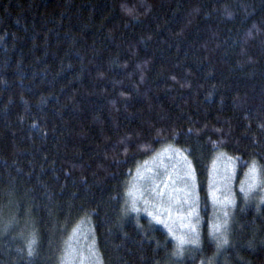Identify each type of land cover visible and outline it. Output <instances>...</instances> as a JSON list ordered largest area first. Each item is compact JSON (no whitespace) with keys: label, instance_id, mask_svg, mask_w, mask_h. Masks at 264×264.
I'll return each instance as SVG.
<instances>
[{"label":"trees","instance_id":"obj_1","mask_svg":"<svg viewBox=\"0 0 264 264\" xmlns=\"http://www.w3.org/2000/svg\"><path fill=\"white\" fill-rule=\"evenodd\" d=\"M167 148L198 195L184 246L128 202ZM86 244L98 264H264V0H0V264H93Z\"/></svg>","mask_w":264,"mask_h":264},{"label":"rangeland","instance_id":"obj_2","mask_svg":"<svg viewBox=\"0 0 264 264\" xmlns=\"http://www.w3.org/2000/svg\"><path fill=\"white\" fill-rule=\"evenodd\" d=\"M234 177V163L219 156L211 167L207 185V198L213 213L212 233L217 240L224 235L227 211L233 201ZM131 183L128 202L132 203L134 211L159 224L176 244L184 246L194 241L199 216L198 195L191 165L180 152L168 148L157 152L137 169ZM262 186L258 171L252 167L239 189L246 195V192ZM83 249L93 264H98L92 247L86 244ZM77 255L70 257L68 264H89Z\"/></svg>","mask_w":264,"mask_h":264}]
</instances>
